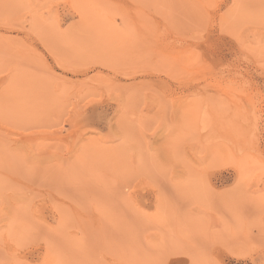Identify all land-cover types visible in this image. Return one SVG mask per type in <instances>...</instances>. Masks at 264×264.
<instances>
[{
    "label": "rangeland",
    "instance_id": "374dc122",
    "mask_svg": "<svg viewBox=\"0 0 264 264\" xmlns=\"http://www.w3.org/2000/svg\"><path fill=\"white\" fill-rule=\"evenodd\" d=\"M0 264H264V0H0Z\"/></svg>",
    "mask_w": 264,
    "mask_h": 264
}]
</instances>
